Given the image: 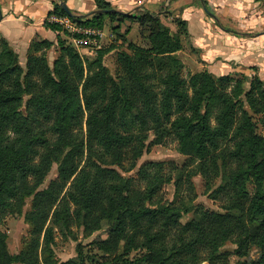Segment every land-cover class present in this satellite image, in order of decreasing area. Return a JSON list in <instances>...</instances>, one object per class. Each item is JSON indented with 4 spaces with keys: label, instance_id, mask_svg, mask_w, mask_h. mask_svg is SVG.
I'll list each match as a JSON object with an SVG mask.
<instances>
[{
    "label": "trees",
    "instance_id": "obj_1",
    "mask_svg": "<svg viewBox=\"0 0 264 264\" xmlns=\"http://www.w3.org/2000/svg\"><path fill=\"white\" fill-rule=\"evenodd\" d=\"M95 6L108 13L71 19L100 29L106 17L131 19L147 32L146 46L120 38L126 50L116 52L115 76L103 64L114 45L85 64L57 24L44 23L55 41H32L24 67L0 38V222L32 197L30 231L17 253H9L0 231V264H221L227 242L256 247L264 258V135L253 120L264 112L257 94L264 82L253 78L245 89L237 75L183 76L177 53L188 37L184 21L176 20L171 34L154 13L112 12L104 0ZM53 12L68 15L58 4ZM55 45L50 66L45 51ZM149 134L156 144L175 141L206 190L219 181L209 196L223 213L194 209L189 175L172 163H146L137 178L122 174L135 168ZM53 163L57 176L37 192ZM172 179L175 197L162 203V186ZM146 200L151 205L140 208ZM102 223L106 238L90 243L96 253L78 246L74 257L56 258L57 236L75 241V230Z\"/></svg>",
    "mask_w": 264,
    "mask_h": 264
},
{
    "label": "crops",
    "instance_id": "obj_2",
    "mask_svg": "<svg viewBox=\"0 0 264 264\" xmlns=\"http://www.w3.org/2000/svg\"><path fill=\"white\" fill-rule=\"evenodd\" d=\"M104 1L126 15L154 13L171 34L178 29L175 21H184L188 37L177 54L189 45L197 72L257 75L264 80V0ZM62 2L70 13L81 17L97 10L95 0H0V38L18 55L26 52L32 41L54 42L56 33L44 23L52 14L58 15L54 6Z\"/></svg>",
    "mask_w": 264,
    "mask_h": 264
},
{
    "label": "rangeland",
    "instance_id": "obj_3",
    "mask_svg": "<svg viewBox=\"0 0 264 264\" xmlns=\"http://www.w3.org/2000/svg\"><path fill=\"white\" fill-rule=\"evenodd\" d=\"M140 14V13H139ZM103 31L105 34H110L112 37L105 39L102 48H106L111 44L116 48L111 52L107 53L103 57V64L109 70V73L112 76H115L117 71L116 64V52L118 50H126V44L122 43L121 37H125L127 41H132L138 45L146 46V39L141 34L145 32L143 28L137 24L136 21L131 19H125L123 21L109 20L108 17L104 18L103 21ZM116 27L115 30L112 28ZM128 31V32H127ZM119 35V36H118ZM61 36H63L61 34ZM65 37V36H64ZM63 37V38H64ZM65 44L70 45L71 40L68 37H65ZM186 47L184 51L180 52L178 57L180 58L183 64L182 75L187 76V74H192L197 72L195 71V64L192 60L193 55L192 51ZM28 50V49H27ZM79 53L84 52L82 49H77ZM27 51L20 53L18 55L19 64L24 67ZM47 60L50 66L58 54V47L55 45L51 49L45 51ZM86 64L88 61L92 60L91 58L84 57L82 58ZM84 64V65H85ZM235 78L242 79L244 82V88H249V82L253 78H258L257 75L246 76L243 74H238ZM264 82V80H263ZM257 94L264 95V88L262 91H259ZM253 120L256 125V132L260 135H264V112L259 115H253ZM82 133H85L84 124L82 125ZM149 162H169L175 165L178 169L182 170L181 175L185 177L189 175V179L192 182V193H189L191 199L190 205L196 208H202L209 212L220 214L224 210L221 207V202L218 200L212 199L209 195L218 184L219 181L214 182L213 187L210 191L206 190L205 182L200 174L192 170L193 166L188 167V157L182 155L177 151L176 142L168 139L163 144H156L152 134H149L148 139L145 142V148L142 156L138 159L135 168L129 172H122L125 177L137 178V174L142 165ZM58 163H53L51 169L45 178L42 185L39 187L37 192L42 191L48 185V183L57 176ZM187 175V179H188ZM188 181H185L178 193L182 196H185L188 193L187 190ZM249 191H251V186H249ZM176 189L174 179L168 184H164L161 189L162 203H168L172 201L175 197ZM188 200V198H185ZM190 199V197H189ZM32 197H29L25 200L24 206L17 211L15 214L6 215L3 220L0 222V231L6 235V245L9 253L15 254L22 247V239L26 237L30 231V225L25 222V215L30 211ZM152 202L149 200L143 201L139 204L140 208L150 206ZM194 211V210H193ZM193 211L184 213L182 215L181 221L187 222L193 217ZM107 226L102 223L99 226L93 225L87 233L82 232V228L75 230L76 240L64 239L61 236H57L54 244V253L59 261L63 259H69L73 253H77L78 246H80L86 253H96V250L90 246V243L99 241L106 238L107 236ZM220 253L225 255V258L222 260L221 264H264V258L260 257V253L256 247H249L247 249H238L236 244L232 242H227L220 248ZM219 264V263H218Z\"/></svg>",
    "mask_w": 264,
    "mask_h": 264
},
{
    "label": "built area",
    "instance_id": "obj_4",
    "mask_svg": "<svg viewBox=\"0 0 264 264\" xmlns=\"http://www.w3.org/2000/svg\"><path fill=\"white\" fill-rule=\"evenodd\" d=\"M48 22L61 27L65 37L71 40L70 46L84 51L80 53L81 57L95 58L96 51L102 48L105 39L112 37L110 34H105L103 29L85 25L68 15L52 14L48 17Z\"/></svg>",
    "mask_w": 264,
    "mask_h": 264
},
{
    "label": "water",
    "instance_id": "obj_5",
    "mask_svg": "<svg viewBox=\"0 0 264 264\" xmlns=\"http://www.w3.org/2000/svg\"><path fill=\"white\" fill-rule=\"evenodd\" d=\"M60 6H61V8L62 9H64L66 12H67V14H68V16H72V14L70 13V11L67 9V7L65 6V3H61L60 4ZM112 12H115V10H112ZM102 13H108V11H103V10H95V11H93V12H91V15L92 14H102Z\"/></svg>",
    "mask_w": 264,
    "mask_h": 264
}]
</instances>
